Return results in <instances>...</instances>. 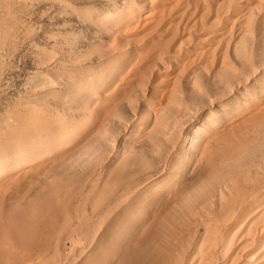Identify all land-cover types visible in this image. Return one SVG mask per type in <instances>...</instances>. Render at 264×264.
<instances>
[{"label":"rangeland","instance_id":"obj_1","mask_svg":"<svg viewBox=\"0 0 264 264\" xmlns=\"http://www.w3.org/2000/svg\"><path fill=\"white\" fill-rule=\"evenodd\" d=\"M0 57V264H264V0H0Z\"/></svg>","mask_w":264,"mask_h":264},{"label":"bare ground","instance_id":"obj_2","mask_svg":"<svg viewBox=\"0 0 264 264\" xmlns=\"http://www.w3.org/2000/svg\"><path fill=\"white\" fill-rule=\"evenodd\" d=\"M189 3H190V2H189ZM262 19H263V18H262ZM0 58H1V57H0ZM42 82H43V81H42ZM50 82H51V81H50ZM52 82H53V81H52ZM61 82H62V81H61ZM42 84H43V83H42ZM51 84H52V83H51ZM51 84H50V85H51ZM54 86H55V85H54ZM205 170H206V169H205ZM190 173H191V172H190ZM195 173H196V172H195ZM198 174H199V173H198ZM165 176H166V175H165ZM195 176H197V175H195ZM187 177H188V175H187ZM161 178H162V177H161ZM180 178H181V177H180ZM188 178H191V177H188ZM193 178H194V176H193ZM193 178H192V179H193ZM192 179H191V180H192ZM210 179H211V178H210ZM210 179H209V180H210ZM185 180H186V179H185ZM187 180H188V179H187ZM191 180H188L189 183L192 182ZM164 181H166V180H164ZM188 181H186V182H188ZM190 181H191V182H190ZM210 181H211V180H210ZM221 181H222V180H221ZM261 181H262V180H261ZM162 182H163V181H162ZM228 183H229V181H228ZM161 184H162V183H161ZM161 184H160V185H161ZM184 184L186 185V183H184ZM160 185H159V186H160ZM231 185H232V184H231ZM183 186H184V185H183ZM183 186H182V187H183ZM192 186H193V185H192ZM157 187H158V186H157ZM179 187H180V186H179ZM223 187H224V186H223ZM176 188H178V187L176 186ZM195 188H196V187H195ZM154 189H155V188H154ZM154 189L151 190V191H154ZM180 189H181V187L179 188V190H180ZM185 189H186V188H185ZM232 189H233V188H232ZM151 191H150V192H151ZM173 191H174V190H173ZM176 191H178V189L175 190V192H176ZM180 191H181V190H180ZM187 191H188V190H187ZM187 191H186V192H187ZM178 192H179V191H178ZM178 192H177V193H178ZM182 192H183V188H182ZM186 192H185V193H186ZM194 192H195V191H194ZM179 193H180V192H179ZM183 193H184V192H183ZM183 193H182V194H183ZM174 194H175V193H174ZM218 194H219V193H218ZM166 195H167V196H173V195H170V192H169V195H168V194H166ZM166 195H165V196H166ZM175 195H176V194H175ZM180 195H181V193L179 194V196H180ZM236 195H237V194H236ZM181 196H182V195H181ZM181 196H180V197H181ZM183 196H184V194H183ZM183 196H182V197H183ZM219 196H220V195H219ZM222 196H224V195H222ZM177 197H178V195H177ZM169 198H170V197H169ZM249 198H250V197H249ZM253 198H254V197H253ZM174 199H175V198H174ZM174 199H173V200H174ZM233 199H234V201L236 200V198H233ZM165 200H166V199H165ZM167 200H168V199H167ZM170 200H171V202H172V198H171ZM237 200H238V198H237ZM219 201H220V200H219ZM238 201H239V200H238ZM241 201H242V200H241ZM168 202H169V201H168ZM168 202H167V203H168ZM224 202H226V201H224ZM227 202H229V201H227ZM236 202H237V201H236ZM143 203H144V202H143ZM172 203H174V202H172ZM172 203H171V204H172ZM232 203H233V202H232ZM253 203H254V202H253ZM165 204H166V202H165ZM165 204H163V205H165ZM227 204H228V203H227ZM238 204H239V203H238ZM238 204H237V205H238ZM168 205H170V203H169ZM172 205H173V204H172ZM210 205H211V203H210ZM173 206H175V205H173ZM211 206H212V205H211ZM220 206H221V205H220ZM231 206H232V205H231ZM244 206H245V205H244ZM249 206H250V205H249ZM249 206H248V207H249ZM223 207H224V206H223ZM223 207L221 206L220 208L222 209ZM225 207L227 208V205H225ZM232 207H233V206H232ZM239 207H240V206H239ZM254 207H256V206H254ZM257 207H258V206H257ZM161 208H162V207H161ZM200 208H201V207H200ZM200 208H199V209H200ZM230 208H231V207H230ZM237 208H238V207H237ZM249 208H250V207H249ZM167 210H168V209H167ZM169 210H170V209H169ZM201 210H202V209H201ZM205 210H206V209H205ZM213 210H214V209H213ZM225 210H226V209H225ZM229 210H230V209H229ZM202 211H203V210H202ZM230 211H231V210H230ZM237 211H238V210H237ZM240 211H241V210H240ZM255 211H256V209H255ZM204 212H206V211H204ZM215 212H216V210H215ZM228 212H229V211H228ZM228 212H227V213H228ZM253 212H254V210H253ZM165 213H167V212L165 211ZM195 213H196V212H195ZM211 213H212V212H211ZM225 213H226V212H225ZM234 213H235V212H234ZM250 213H251V212H250ZM263 213H264V212H263ZM167 214H168V213H167ZM167 214H166V215H167ZM193 214H194V213H193ZM196 214H197V213H196ZM213 214H214V212H213ZM261 214H262V213H261ZM164 215H165V214H164ZM191 215H192V214H191ZM210 215H211V214H210ZM216 215H217V214H216ZM233 215H234V214H233ZM249 215H250V214H249ZM249 215L247 214V216H249ZM262 215H263V214H262ZM262 215H261V216H262ZM155 216H156V215H155ZM155 216H154L153 218H156ZM195 216H197V215H195ZM206 216H207V215H206ZM211 216H212L213 218H217V217H214L215 215H211ZM218 216H219V215H218ZM238 216H239V215H238ZM261 216H260V217H261ZM157 217H158V216H157ZM191 217H193V216H191ZM158 218H159V217H158ZM166 218H167V217H166ZM168 218H169V217H168ZM200 218H201V217H200ZM202 218H203V217H202ZM208 218H209V217H208ZM223 218H224V217H223ZM192 219H195V218H192ZM209 219H210V218H209ZM211 219H212V218H211ZM219 219H220V218H219ZM252 219H253V218H252ZM256 219L258 220V217H257ZM161 220H162V218H161ZM214 220H215V219H214ZM244 220H245V218H244ZM260 220H261V219H260ZM150 221H151V220H150ZM155 221H156V220H155ZM157 221H158V220H157ZM189 221H190V220H189ZM204 221H205V220H204ZM216 221H217V219H216ZM224 221H225V220H224ZM229 221H230V220H229ZM253 221H254V220H253ZM262 221H263V220H262ZM153 222H154V219H153ZM153 222H152V223H153ZM160 222H161V221H160ZM200 222L202 223V220H201ZM200 222H199V223H200ZM209 222H210V221H209ZM234 222H235V221H234ZM249 222H250V221H249ZM203 223H204L203 225L205 226V224L207 223V221H205V222H203ZM210 223H211V222H210ZM242 223H243V221H242ZM252 223H253V222H252ZM262 223H263V222H262ZM184 224H185V223H184ZM190 224H191V222H190ZM226 224H227V223H226ZM239 224H240V223H239ZM187 225H188V224H187ZM203 225H202V226H203ZM211 225H212V223H211ZM219 225H220V224H219ZM219 225H218V226H219ZM250 225H251V224H250ZM253 225H254V224H253ZM204 226H203V227H204ZM206 226H207V224H206ZM146 227H147V226H146ZM162 227H163V226H162ZM191 227H192V226H191ZM210 227H211V226H210ZM227 227H228V226H227ZM248 227L251 228V226H248ZM236 228H237V227H236ZM240 228H241V227H240ZM256 228H257V227H256ZM260 228H261V227H260ZM189 229H190V228H189ZM203 229H204V228H203ZM218 229H219V228H218ZM247 229H249V228H247ZM247 229H246V230H247ZM252 229H253V228H252ZM209 230H210V228H209ZM212 230H214V229H212ZM260 230H261V229H260ZM222 231H223V230H222ZM233 231H234V230H233ZM235 231H236V230H235ZM235 231H234V232H235ZM243 231H244V230H243ZM243 231H242V233H243ZM159 232H160V231H159ZM159 232H158V233H159ZM163 232H164V231H163ZM170 232H171V231H170ZM172 232H174V231H172ZM172 232H171V233H172ZM175 232H177V231H175ZM178 232H179V231H178ZM178 232H177V233H178ZM188 232H191V230H190V231H187L186 233L188 234ZM192 232H193V231H192ZM203 232H205V231H203ZM209 232H210L209 234H213L214 237H215V234H216V233H219V232H215V231H214L215 233H214V232L211 233V231H209ZM223 232H224V231H223ZM223 232H222V233H223ZM234 232H233V233H234ZM239 232H240V231H239ZM239 232H238V233H239ZM248 232H249V231H248ZM146 233H147V232H146ZM154 233H155V232H154ZM180 233H181V231H180ZM242 233H241V234H242ZM252 233H253V232H252ZM256 233H257V232H256ZM155 234H156V233H155ZM182 234H184V232H182L181 235H182ZM193 234H194V233H193ZM206 234H208V233H206ZM231 234H232V233H231ZM234 234H235V233H234ZM249 234H250V233H249ZM144 235H146V234H144ZM148 235H149V234H148ZM156 235H157V234H156ZM159 235H160V233H159ZM161 235H162V233H161ZM161 235H160L159 237L162 238L163 235H162V236H161ZM167 235H168V234H167ZM172 235L175 236L176 234L172 233ZM178 235H179V234H178ZM181 235H180V236H181ZM204 235H205V233H204ZM204 235H203V236H204ZM146 236H147V235H146ZM176 236H177V235H176ZM176 236H175L174 241L176 240ZM187 236H188V235H187ZM190 236H191V234H190ZM206 236H207V235H206ZM206 236H204V237H206ZM209 236H211V235H209ZM153 237H154V236H153ZM178 237H179V236H177V239L180 238V240H181V237H182V236L179 237V238H178ZM183 237H184V235H183ZM185 237H186V236H185ZM204 237H203V239H204ZM211 237L213 238V236H211ZM216 237H217V235H216ZM216 237H215V239H216ZM246 237H247V236H246ZM246 237H245V238H246ZM252 237H253V236H252ZM143 238H144V237H143ZM170 238H171V236H170ZM188 238H189V237H188ZM241 238H242V237H241ZM152 239H153V238H152ZM159 239H160V238H159ZM167 239H168V238H167ZM171 239H172V238H171ZM189 239H190V238H189ZM189 239H187V240H189ZM206 239H207V237H206ZM206 239H204V240L206 241ZM208 239H209V238H208ZM208 239H207V240H208ZM215 239H214V238H213V239L210 238V240H213V241H214L215 243H217V244H218L219 242L222 243V241H219V242H218V239H217L216 241H215ZM238 239H239V238H238ZM248 239H249V238H248ZM248 239H247V241H248ZM149 240H150V238H149ZM156 240H158V238H156ZM180 240H179V241H180ZM182 240L184 241L185 239L182 238ZM201 240H202V239H201ZM220 240H222V239H220ZM261 240H262V239H261ZM172 241H173V240H172ZM174 241H173V242H174ZM177 241H178V240H177ZM183 241H182V242H183ZM189 241H190V240H189ZM191 241H192V240H191ZM244 241H246V240H244ZM252 241H253V240H252ZM262 241H263V240H262ZM148 242H150V241H148ZM148 242H147V243H148ZM155 242H156V241H155ZM157 242H158V241H157ZM169 242H170V241H169ZM169 242H167V243H165V244L168 245ZM201 242H202V241H201ZM206 242H207V241H206ZM210 242H212V241H210ZM214 242H213V243H214ZM260 242H261V241H260ZM263 242H264V241H263ZM150 243H151V242H150ZM153 243H154V242H153ZM153 243H152V244H153ZM170 243H171V244H175V242H174V243L170 242ZM180 243H181V242H180ZM184 243H185V242H184ZM215 243H214V245L216 246ZM152 244H151V245H152ZM165 244H163V245H165ZM177 244H178V243H177ZM177 244H176V245H177ZM182 244H183V243H182ZM185 244H187V241H186ZM188 244H189V243H188ZM200 244H201V243H200ZM202 244H203V242H202ZM202 244H201V245H202ZM219 244H220V243H219ZM245 244H246V243H245ZM250 244H251V242H250ZM260 244H261V243H260ZM176 245H173V246H176ZM183 245H184V244H183ZM203 245H205L204 247H207V246H206L207 244H203ZM232 245H233V244H232ZM256 245H257V244H256ZM145 246H147V245L145 244ZM145 246H144V248H145ZM155 246H157V245L155 244ZM155 246H154V247H155ZM179 246H181V245L179 244L178 247H179ZM229 246H230V245H229ZM148 247H150V246L148 245ZM165 247H166V246H164L163 248L166 249ZM167 247H169V246H167ZM171 247H172V246H171ZM201 247H203V246H201ZM208 247L211 248V246H209V245H208ZM226 247H227V246H226ZM231 247H232V246H231ZM259 247H260V246H259ZM259 247H258V248H259ZM137 248H139V247H137ZM144 248H142L141 250H143ZM155 248H156V247H155ZM176 248H177V247H176ZM210 248H209V249H210ZM169 249H170V248H169ZM173 249H174V248H173ZM173 249H171L172 252L175 250V249H174V250H173ZM177 249H179L180 251H182L183 246H182V249H181V247H180V248H177ZM198 249H199V247H198ZM205 249H206V248H205ZM205 249H203V250H205ZM171 250H170V253H172ZM214 250H215V249H214ZM230 250H231V249H230ZM136 251H137V250H136ZM136 251H135V253H136ZM154 251H155V250L153 249V251H151V253H152V252L154 253ZM163 251H164V250H163ZM163 251H162V252H163ZM165 251H166V250H165ZM165 251H164V252H165ZM167 251H168V249H167ZM176 251H177V250H176ZM205 251H206V250H205ZM208 251H209V250H208ZM140 252H141V251H140ZM149 252H150V251H149ZM164 252H163V253H164ZM182 252H183V251H182ZM206 252H207V251H206ZM210 252H211V251H210ZM221 252H222V251H221ZM163 253H162V254H163ZM167 253H168V252H167ZM167 253H166V254H167ZM176 253H177V252L172 253V254H176ZM178 253H179V255H180V256L182 257V259H183L184 256H182V254H181L180 252H178ZM178 253H177V257H179V259H180V256H178ZM184 253H185V249H184ZM199 253H200V252H199ZM208 253H209V252H208ZM219 253H220V252H219ZM157 254H158V253H157ZM162 254H160V255H162ZM172 254H171V255H172ZM209 254H210V253H209ZM211 254H212V253H211ZM163 255L165 256V254H163ZM163 255H162V258H165L166 256H169V255H166V256L164 257ZM171 255H170V256H171ZM203 255H204V254H203ZM147 256H148V255H147ZM157 256H158V255H157ZM170 256H169V257H170ZM174 256H175V255H174ZM195 256H196V255H195ZM199 256H200V255H199ZM207 256H208V255H207ZM207 256H206V257H207ZM213 256H214V255H213ZM261 256H262V255H261ZM148 257H149V256H148ZM158 257H159V256H158ZM158 257H157V258H158ZM157 258H156V259H157ZM159 258H160V257H159ZM159 258H158L157 260H159ZM162 258H161V260H159L160 262H161V261H162V262L165 261V260H162ZM202 258H204V257L202 256ZM208 258H209V257H208ZM211 258L215 259V256H214V257H211ZM168 259H169V258H168ZM173 259H174V258H172V259L170 258V262H169V264H172L171 262H173V261L175 260V259H174V260H173ZM151 260H152V258H151ZM171 260H173V261H171ZM180 260H181V259H180ZM215 260H216V259H215ZM129 261H130V259H129ZM155 261H156V260H155ZM181 261H182V260H181ZM203 261H204V259L201 260V262H203ZM207 261H208V260H207ZM211 261H212V260H211ZM143 262H144V261H143ZM153 262H154V261H153ZM165 262L168 263V261H165ZM192 262H193V261H192ZM209 262H210V261H209ZM215 262H216V261H215ZM199 263H200V262H199ZM211 263H212V262H211ZM129 264H131V263H129ZM151 264H152V263H151ZM155 264H156V262H155ZM157 264H158V263H157ZM159 264H160V263H159ZM163 264H166V263H163ZM175 264H176V262H175ZM200 264H201V263H200Z\"/></svg>","mask_w":264,"mask_h":264}]
</instances>
